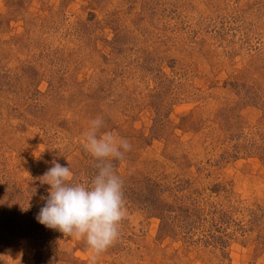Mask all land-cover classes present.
<instances>
[{
  "label": "rangeland",
  "instance_id": "rangeland-1",
  "mask_svg": "<svg viewBox=\"0 0 264 264\" xmlns=\"http://www.w3.org/2000/svg\"><path fill=\"white\" fill-rule=\"evenodd\" d=\"M97 117L131 149L96 264H264V0H0V264H90L36 217Z\"/></svg>",
  "mask_w": 264,
  "mask_h": 264
},
{
  "label": "clouds",
  "instance_id": "clouds-1",
  "mask_svg": "<svg viewBox=\"0 0 264 264\" xmlns=\"http://www.w3.org/2000/svg\"><path fill=\"white\" fill-rule=\"evenodd\" d=\"M89 124L83 133V147L97 160V174L89 184L71 183L69 166L54 163L41 178L50 188L36 219L64 236L84 239L91 252L90 264H96L100 254L119 238L121 222L128 214L123 180L115 172L113 161L122 160L131 145L112 132L98 135L102 118Z\"/></svg>",
  "mask_w": 264,
  "mask_h": 264
}]
</instances>
